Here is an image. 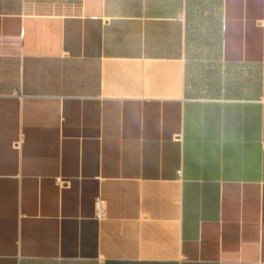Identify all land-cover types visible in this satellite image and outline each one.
<instances>
[{
  "label": "crops",
  "instance_id": "0c3cea01",
  "mask_svg": "<svg viewBox=\"0 0 264 264\" xmlns=\"http://www.w3.org/2000/svg\"><path fill=\"white\" fill-rule=\"evenodd\" d=\"M8 1L0 264H264V0Z\"/></svg>",
  "mask_w": 264,
  "mask_h": 264
},
{
  "label": "rangeland",
  "instance_id": "374dc122",
  "mask_svg": "<svg viewBox=\"0 0 264 264\" xmlns=\"http://www.w3.org/2000/svg\"><path fill=\"white\" fill-rule=\"evenodd\" d=\"M16 7V1L9 2L8 0H0V9L10 10ZM30 6H26L28 9Z\"/></svg>",
  "mask_w": 264,
  "mask_h": 264
},
{
  "label": "built area",
  "instance_id": "2783aa9c",
  "mask_svg": "<svg viewBox=\"0 0 264 264\" xmlns=\"http://www.w3.org/2000/svg\"><path fill=\"white\" fill-rule=\"evenodd\" d=\"M57 183L58 184H62L63 181L58 178L57 179ZM101 206H102V201L100 200L99 197H97L96 200H95V207H96V215H98V216H99V213H100Z\"/></svg>",
  "mask_w": 264,
  "mask_h": 264
}]
</instances>
